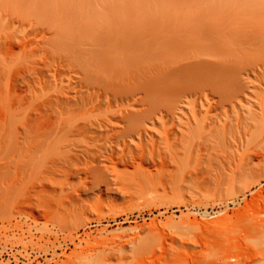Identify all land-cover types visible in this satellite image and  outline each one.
I'll list each match as a JSON object with an SVG mask.
<instances>
[{"label": "rangeland", "instance_id": "obj_1", "mask_svg": "<svg viewBox=\"0 0 264 264\" xmlns=\"http://www.w3.org/2000/svg\"><path fill=\"white\" fill-rule=\"evenodd\" d=\"M261 60L264 0H0V264H264Z\"/></svg>", "mask_w": 264, "mask_h": 264}, {"label": "bare ground", "instance_id": "obj_2", "mask_svg": "<svg viewBox=\"0 0 264 264\" xmlns=\"http://www.w3.org/2000/svg\"><path fill=\"white\" fill-rule=\"evenodd\" d=\"M253 37H254L253 39L256 40L254 44H256L257 41H259V43L261 41H263V40H261L262 39L261 35H256V36L253 35ZM180 44H182V43H180L178 41V38L170 37L169 35H165V36H163V43L162 44H160L158 46L155 43L152 46H150L151 48H155L156 49L155 50L156 51V55H158V56L163 58V62L161 63L162 65L158 64V66L154 67V71H156L157 73H162L163 71L165 72V71H168V70H179V71H183V72L184 71L189 72L191 70L190 64H189L190 60H188L185 57H181L180 56L181 53H182V52L179 51V48H178V47L181 46ZM184 45L190 46L189 43H185ZM128 48H129L128 51L129 50L131 51V55L126 60L127 62L125 60H124V62L126 64H128V63L136 64L138 66V69H139L140 73H142L144 76H146L147 71H148V68H147V64L148 63H147V61H148V55H149V44L147 42L146 34L144 33V31H139V33H135V36L128 43ZM259 65L264 67V60H261ZM209 67H207V68H209ZM139 89L142 90V89H144V87L143 88H139ZM200 92H201L200 88L195 87L189 92V94L198 95ZM168 112L171 113L172 110H167L166 113H168ZM148 116L149 115L147 114L146 111L144 112V110H141L140 112H137V113H134V114L130 113V112L122 113L120 115L119 119L124 121V120H127L129 118H134L135 117V118H138V119H143V118H147ZM127 127H129L128 124L124 125L123 129L126 130ZM91 133H92V131H91ZM9 145L11 147L9 148V151L7 149L8 152L7 151H5V152L1 151L0 159H4V161L2 162L3 165L8 166L9 168H11L14 173H18V171H19L18 158L19 157H18L17 152H16L15 143L12 144V142H10Z\"/></svg>", "mask_w": 264, "mask_h": 264}]
</instances>
